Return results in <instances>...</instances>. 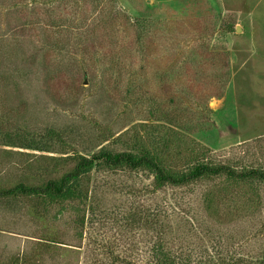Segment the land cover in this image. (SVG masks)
Masks as SVG:
<instances>
[{"label":"rangeland","instance_id":"1","mask_svg":"<svg viewBox=\"0 0 264 264\" xmlns=\"http://www.w3.org/2000/svg\"><path fill=\"white\" fill-rule=\"evenodd\" d=\"M96 1L87 0L78 7L80 13L76 18L62 21L65 27L53 45L61 51L51 49L39 56L32 39H38L42 29L40 25L36 27L31 11L24 8L11 13L8 7L14 0H0V44L4 43L1 39L4 35L9 43L19 27L26 42L19 48L16 46L14 54L24 53L21 58L27 68H34L46 59L53 70V76L49 77L40 65L38 72L42 75L30 78L29 88H34L31 104L16 100L17 87L0 79V129L19 128L22 134L27 132L38 146L45 148L27 151L0 147V188L18 183L40 186L71 170L79 154L90 157L103 149L122 151L121 144L113 138L100 142L101 131L108 127L113 131L123 130L122 136L131 143L144 138L146 131L158 125L147 117L150 105L145 101L137 99L135 104H130L128 90L134 89L130 80L133 72L145 68L141 73L148 78L153 73L152 62L158 56L174 58L173 50L185 58L180 46L189 40L203 41L199 44L202 50L208 49L202 59H212L208 62L212 65L209 71L218 63L214 71L218 74L223 70L228 82L220 96L212 97L203 93L196 79L193 81L195 86L191 91L197 105L187 104L183 108L209 113L216 124L187 134L186 138L196 139L209 149L214 163L229 164L237 170L264 168V0ZM136 18L146 19L150 25L149 35L143 41L144 57L138 56L142 52L137 50L138 41L131 28ZM229 19L242 31L227 34L223 27ZM5 27L11 31L6 32ZM96 48L100 54L91 56L89 51ZM112 51L123 56L117 57L115 64H111L112 59L107 55H112ZM194 54L183 71V80L200 76L195 69L200 66L201 52ZM75 58L90 59L97 75L81 78L73 89L67 82L75 76L80 78L81 74L77 67L66 70V65ZM3 60L0 46V64ZM226 63L228 72L224 71ZM60 68L63 72H58ZM103 70L105 78L101 76ZM156 74L160 76V72ZM119 98H124L120 110L117 109ZM128 114L126 126L124 117ZM142 120H148L147 125ZM192 121L190 117L186 120ZM50 130L60 136L50 135ZM91 182L97 189L98 214L108 212L118 217L135 207L155 210L163 197L177 203L179 213L174 223L172 251L178 262L236 264L245 258L248 264H255L264 260V184L256 185L253 191L245 188L243 191L220 181H205L149 195L143 193L152 190L153 178L147 173L100 169L92 172ZM211 188L223 190L221 195L227 198L221 204V217L209 215L201 203L202 193ZM133 190L135 195L130 194ZM73 208L68 204L44 207L31 197L0 200V211L11 214L0 229L13 236L7 246L0 245V264H112L113 256L125 258L129 254L134 256L133 264L147 263V247L154 243L150 233H127L122 223L113 222L114 217L83 227L76 223L78 213ZM133 236L138 242L137 250L131 252L128 243ZM0 238L4 244L6 238Z\"/></svg>","mask_w":264,"mask_h":264},{"label":"trees","instance_id":"2","mask_svg":"<svg viewBox=\"0 0 264 264\" xmlns=\"http://www.w3.org/2000/svg\"><path fill=\"white\" fill-rule=\"evenodd\" d=\"M86 1L14 0L8 8L11 13L18 12L24 8H28L27 10L31 11L32 16L35 17L36 27L40 25L42 29L40 37H37L38 39L32 37L33 49H36V53L41 56L51 52V49L54 51L58 49V46L53 45L55 38L62 33L65 27L62 21L76 18L79 12L78 7ZM97 1L103 3L105 0ZM134 20L131 22V28L138 41L136 44L137 50L140 49L142 52L138 56L144 57L142 48L146 46H144L145 43L143 41L149 35L148 27L150 25L148 20L143 18H136ZM178 24L181 23L178 22ZM16 28L18 32H14L15 34L11 37L9 43L6 41V35L1 37L4 42L0 44L4 60L2 61L3 64H0V79L10 82L12 86L17 87L15 91L16 100L31 104L34 103V99L32 98L34 97V88H29L31 87L30 78L35 79L42 75L38 72L40 65L42 72L45 71L49 77L53 76V70L47 64L46 59L35 64L34 68H30V66L27 68V65L24 66V61L21 58V55L24 53L19 51L18 55H16L13 50H15L16 46L19 48V45L26 42V36L23 32L21 33L22 35L20 34L19 27ZM184 28L182 31L185 30ZM223 28L227 34L237 31L236 22L233 19L226 20ZM22 29L23 27L20 30ZM5 30L6 32L11 31L8 27H5ZM199 44H203V41L198 43L189 40L180 46L185 58H180L176 50H173L174 58L158 56L155 59L156 62H152L153 73L148 78L141 73L145 68L139 67L136 72H133V78L130 80L134 89L128 90V94L131 95L130 104H135L137 99H140L142 102L145 101L150 105L147 117L150 118L153 124L158 125L154 126L152 130L146 131L144 138H138L131 143L122 136L123 130L113 131L111 130L112 128L108 127L109 129L106 128V130L101 131L100 142H106L113 138L116 143L121 144L123 147L122 151L103 149L92 154L90 157L79 154L76 156L74 167L60 178L51 179L40 186L18 183L13 187L0 188V200L31 197L43 203L44 207L49 206L51 208L60 204H68L69 207L76 209L78 216L75 221L83 227L87 223H95L102 218L114 217L113 222L118 221V223H122L127 233L132 232L134 234L136 231H142L144 234L150 233L153 236L154 243L151 247H147L148 251L145 254V259H147L146 264H201L191 261L186 263L178 262L173 254L172 244L176 235L174 223L178 219L177 213H179L177 203L163 197L155 210H152L150 207H135L133 210L118 217L112 216L108 212L98 214L96 208L97 189L91 182L92 172L100 169L111 172L147 173L153 178L152 190H144L143 193L149 195H157L163 192L166 193L167 190L195 186L205 181H220V184H226L229 187H239L243 191H253L256 189V185L264 184L263 167L237 170L229 164L214 163L209 157V149L206 150L196 139L191 140L186 138L187 134L198 133L201 129L209 128L216 124L215 119L209 113L200 110L196 112V109L194 110L190 107L189 109L183 108L187 104L197 105L193 103L195 99V94L193 95L191 91L194 85L193 81L196 79L197 83H200V89L203 90V93L212 97L220 96L222 88H225L228 82V78L224 77L223 70L217 71L218 74L214 71L218 69V63L215 62L217 66L212 71H209V67L212 69V65L209 64L212 59L207 61L202 59L206 57L205 54L208 48L202 50L203 47ZM190 46L193 50L189 48ZM223 47L225 48V46ZM97 48L89 51L91 56L100 54L96 51ZM57 51L61 50L58 49ZM199 51L201 52V62L195 71L199 72L200 76L196 75L198 78H192V80L190 77L183 80V71L186 65L193 59L194 53L198 54ZM118 54V52L114 51H112V55L107 54L112 59L111 64H115L117 62L116 58L122 56ZM47 55L45 58H47ZM7 57L9 58L8 61ZM219 57L221 58L222 56ZM37 58L39 57L37 56ZM91 65L95 66L91 64L90 59L79 61L75 58L67 63L66 70L69 67H77L76 71L78 69L81 74L80 78L75 76L71 82H67L71 88L76 89L81 78L85 79L86 76L89 79L96 77L97 74L92 70ZM225 67L224 71L228 72V63L225 64ZM62 68L58 69V72H63ZM105 72L103 70L101 74L104 78ZM156 72H160V76H157ZM82 88L85 89V87ZM117 102V109L120 110L124 105V98H119ZM188 117L193 121L190 123L186 122ZM128 119H130L129 114L124 117L126 124L128 123ZM147 121L142 120L145 125H147ZM143 127L146 128V126ZM147 127L149 128L150 126ZM9 129L8 131L0 129V147L27 151L45 150V148L38 146L33 136L28 135L27 132L24 131V135L19 128ZM49 132L52 136H60L54 130H50ZM198 143L200 144V148L197 147ZM218 184L219 182L215 183L214 187ZM215 189L211 188L204 191L201 196V203L203 204L204 211H208L209 215L221 217V204L227 198L221 195L224 192L223 190ZM140 192L142 191L140 190ZM135 193L136 190L130 192L131 195H135ZM130 239V243H128L130 244L129 248L131 252H134V250H137L138 241L135 239V236ZM140 242H143V240ZM101 256L105 257L104 255ZM132 257H134L132 254L126 255L125 258L115 255L112 257L111 262L112 264H133L131 262ZM262 261H258L255 264H263ZM236 264L248 263L245 258H242Z\"/></svg>","mask_w":264,"mask_h":264},{"label":"crops","instance_id":"3","mask_svg":"<svg viewBox=\"0 0 264 264\" xmlns=\"http://www.w3.org/2000/svg\"><path fill=\"white\" fill-rule=\"evenodd\" d=\"M1 170L2 169H1V165H0V179H1ZM9 215H11V214H9ZM9 215H5L4 212H2V210L0 211V225H3V224L6 223L5 221L8 220L7 217H9ZM0 236H4L6 238L4 244L3 243L2 244L0 243V245H3V248L5 246H7V243L9 244L10 241H12V239H13L12 234H5V232H3L2 229H0Z\"/></svg>","mask_w":264,"mask_h":264},{"label":"water","instance_id":"4","mask_svg":"<svg viewBox=\"0 0 264 264\" xmlns=\"http://www.w3.org/2000/svg\"><path fill=\"white\" fill-rule=\"evenodd\" d=\"M241 31H242L241 27L240 26H237V32L239 33ZM85 84H87V83H85Z\"/></svg>","mask_w":264,"mask_h":264}]
</instances>
